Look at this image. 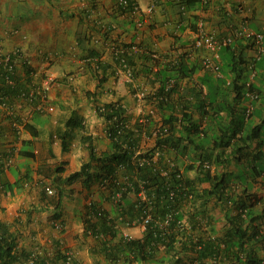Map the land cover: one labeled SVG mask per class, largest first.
Wrapping results in <instances>:
<instances>
[{"label":"trees","instance_id":"obj_1","mask_svg":"<svg viewBox=\"0 0 264 264\" xmlns=\"http://www.w3.org/2000/svg\"><path fill=\"white\" fill-rule=\"evenodd\" d=\"M202 1L182 0V3L184 8L194 10ZM261 34L264 43V32ZM190 49L195 51L193 45ZM219 59L217 77L206 70L202 76L206 93L200 92L194 99L180 93L181 81L190 80L203 67L197 60L190 61L187 53L158 64L140 46L131 44L117 52L111 63L96 58L91 65L97 90L120 69L131 79L147 80L151 91L143 97L150 112L137 116L133 123L123 117L124 111L117 103L95 106L97 116L107 123V151L97 153L91 137H82V142L87 143L88 163L70 175L69 181L86 177L97 188L98 199L84 205L80 218L83 235L92 237L96 244L91 251L93 257L101 258L106 264L264 263V204L260 205V200L251 193L252 182L248 181L262 174L264 179V167L256 164L264 158V153L258 143L252 148L262 136L264 121L246 131V109L237 108L244 101L260 99L261 91L253 82L262 72L263 64L245 60L241 51L236 53L231 45L219 49ZM24 70L27 74L29 68ZM251 71L254 75L249 80L247 73ZM17 89H27V84L22 88L17 83L10 87L0 77V94L11 103L18 95ZM247 92L256 97L250 100L245 96ZM88 96L96 99L97 95L95 92ZM193 101L200 111L197 119L193 117ZM253 104L249 117L255 114L258 118L262 110H255ZM5 118L10 125L11 121L19 123L31 135L28 122ZM79 126V122L72 121L64 124L70 129ZM151 133L155 136V147L152 152L141 153V137ZM59 140L65 150V138L59 136ZM22 145L28 147L29 141H22ZM18 156L33 159L27 148L20 149ZM243 160L252 175L247 178L240 175V170L233 176L229 166L232 162L239 165ZM212 165L219 171H212ZM162 170L166 171L165 176L161 175ZM189 172L194 176L189 177ZM55 173L61 174L63 169L57 168ZM2 189L11 192L13 188L3 184ZM56 190L53 207L58 210L62 189ZM115 193L121 196L116 202ZM105 202L107 208L102 205ZM215 211L223 218L219 231ZM147 214L151 220L141 238L123 237L121 230L125 226L132 228L133 222L139 223ZM59 216L54 214L56 219ZM166 218L167 224H163ZM32 252L19 250L15 238L0 225V264L25 260ZM65 260L60 243L54 242L51 256H39L34 264H65Z\"/></svg>","mask_w":264,"mask_h":264},{"label":"crops","instance_id":"obj_2","mask_svg":"<svg viewBox=\"0 0 264 264\" xmlns=\"http://www.w3.org/2000/svg\"><path fill=\"white\" fill-rule=\"evenodd\" d=\"M134 1L141 12L151 5L153 11L146 15L124 11L118 0H0L2 47L5 51L23 48L30 57L31 69L52 73L58 80L47 93V104L54 107L52 114L32 112L30 106L21 100L11 103L13 117L23 123L28 122L31 135L23 129L14 132L0 111V156L16 158L9 167L0 165V225L15 238L19 250L29 253L37 250L39 256H48L52 244L59 242L62 249L74 252L81 264H106L101 258L91 255L96 244L92 237L83 235L80 224L84 205L91 198L98 199L96 185L88 183L86 177L73 182L69 177L88 163L87 143L82 142V137H91L97 153L109 148L107 123L97 116L95 106L117 103L124 111L123 117L133 123L137 116L150 112L143 98L138 97L140 89L146 94L150 88L147 80L141 77L131 79L128 73L117 69L97 90V78L90 69L96 58L102 63H111L117 52L131 44L140 46L158 64L173 61L179 54L187 53L190 61L197 60L203 67L190 80L181 81L180 93L194 99L196 94L206 93L202 78L206 70L207 74L217 77L216 71L204 66V59L210 57L217 63V71L221 64L219 49L212 54L194 46L193 51L190 46L200 31L220 39L231 38V46L236 53L241 51L245 60L263 64L262 72L253 82L261 91L260 99L244 101L237 107L242 110L244 106L245 111L248 104L252 106L254 103L255 110H262L258 118L251 116L246 120L245 130L264 121V43L263 52L257 55L245 36L249 31L264 32V0H203L194 10L184 8L182 0ZM138 22L142 23L141 27H138ZM15 80L21 88L29 82L24 67L17 66ZM95 92L96 99L88 96V93ZM193 103V117L197 119L200 111ZM66 121L79 122L80 126L65 128ZM261 135L252 148L258 143V148L264 153L263 127ZM59 136L65 138V150ZM24 140L29 141L28 147L22 145ZM24 148L33 153V159L18 156L19 150ZM259 163L264 167V158L256 164L259 166ZM57 168H62L63 173L56 174ZM211 169L218 170L214 165ZM228 170L233 176L240 170V175H252L244 160L239 165L232 162ZM262 175L248 180L252 182L251 193L260 200V205L264 204ZM3 184L11 185L12 191L3 190ZM45 187L54 192L57 187L62 189L58 210L53 207V198L45 195ZM102 205L108 207L104 203ZM55 213L60 215L59 218L54 217ZM214 213L219 231V223L221 227L224 223L218 222V218H222L218 217L217 211ZM57 222H61L64 228L60 235L54 229L53 223ZM126 232L136 239L142 236L139 227Z\"/></svg>","mask_w":264,"mask_h":264},{"label":"built area","instance_id":"obj_3","mask_svg":"<svg viewBox=\"0 0 264 264\" xmlns=\"http://www.w3.org/2000/svg\"><path fill=\"white\" fill-rule=\"evenodd\" d=\"M117 3L122 10L129 11L131 13H144L146 15L150 14L153 11V6L151 5L147 7L144 12H141L139 6L135 3L134 0H118ZM141 26L142 23L138 22V27ZM245 36L250 39L255 53L257 55H260L263 52V35L261 33L249 31L245 33ZM231 43V38L220 39L212 34H207L204 31H200V34L194 41L193 46L196 49L203 48L210 53L215 54L216 50L224 46H229L231 45ZM136 49V47H132V50L136 51ZM211 60L212 59L210 57L208 59H204V66L207 68H211L213 71L217 72L219 67L217 63ZM19 65L29 68V71L27 73L29 82L27 83V89H17L18 95L14 100H21L26 105H29L32 112H37L39 114H52L54 112V107L47 104V93L50 90V87L58 83L57 77H55L52 73L39 72L31 69L30 57L23 48L16 47L12 51H5V49L0 44V77H3L4 83L7 86L13 87L16 85L15 77L17 73V66ZM253 75L254 74L251 73V75L249 76V80L253 78ZM245 96L250 100L256 97V95L251 92H247ZM138 97L142 99L144 97V94L139 93ZM252 109L253 107L248 104L245 112L246 117H249ZM0 111H2L5 117L13 118L12 104L8 100L7 96H4L2 94H0ZM11 127L14 132H19L21 129H23L19 123H16L14 121H11ZM11 163L12 159L10 155L0 156V165H2L1 167H9ZM161 175L165 176L166 171L162 170ZM43 190L46 196H54V191L51 188L45 187ZM120 197L121 196L119 193H115L113 196V201H118ZM167 219L168 218H166L163 224H167ZM150 220L151 217L149 214H147L143 218H141L139 223L136 224L135 222H133V225H137L141 232H144ZM53 224L55 231L60 235L64 229L63 225L58 222ZM128 229L129 228L125 226L124 229L121 230V233L123 237L130 239L132 237L126 232V230ZM47 255L51 256V251ZM63 255L66 257L65 264H81L75 259L73 252L63 251ZM38 257L39 253L37 250H35L29 257H27V259L18 261L14 264H34Z\"/></svg>","mask_w":264,"mask_h":264},{"label":"rangeland","instance_id":"obj_4","mask_svg":"<svg viewBox=\"0 0 264 264\" xmlns=\"http://www.w3.org/2000/svg\"><path fill=\"white\" fill-rule=\"evenodd\" d=\"M151 92V91H150ZM150 92H148V93H150ZM145 93V92H144ZM143 93V94H144ZM254 116H255V114H254ZM253 116V117H254ZM255 118V117H254ZM155 119L156 120H158V118L156 117V115H155ZM263 127V136H264V126H262ZM154 139H155V136H154V133H151L149 136H144V137H141V141H142V145H141V149H140V152L141 153H148V152H152L151 150L155 147V142H154ZM12 159V163H11V165L13 164V163H15V160H16V158L15 157H13V158H11ZM10 165V166H11ZM188 175H189V177H193L194 176V173L193 172H189L188 173ZM206 185H203V187H205ZM55 193V192H54ZM94 195V194H93ZM55 194H54V196H52V198H53V200H55ZM92 199V198H91ZM105 204H106V202H105ZM105 206H108L107 204L105 205ZM69 207H71V203H70V206ZM217 215H218V217H221L222 218V215L220 214V213H217ZM223 219V218H222ZM222 219H220V218H218V222L220 221H223ZM223 223V222H222ZM81 224V223H80ZM218 228L220 229L221 228V224L219 223V225H218Z\"/></svg>","mask_w":264,"mask_h":264},{"label":"clouds","instance_id":"obj_5","mask_svg":"<svg viewBox=\"0 0 264 264\" xmlns=\"http://www.w3.org/2000/svg\"><path fill=\"white\" fill-rule=\"evenodd\" d=\"M250 73H253L254 74V72L253 71H251ZM251 74H249V76H250ZM252 111H253V109H252ZM251 111V112H252ZM250 115H251V113H250ZM245 118L246 119H248L249 117H246V115H245ZM61 223V222H60ZM135 227H138L137 225H135V226H133L132 228H135ZM129 229H131V228H129ZM142 235H143V232H142ZM133 238V237H132ZM135 239V238H134ZM59 241V240H58ZM61 245V244H60ZM61 249H62V246H61ZM63 251H70V250H66V249H62ZM51 252H52V249H51ZM72 252V251H71ZM73 254H74V257H75V253L73 252ZM75 259H76V257H75ZM77 260V259H76ZM78 261V260H77Z\"/></svg>","mask_w":264,"mask_h":264}]
</instances>
